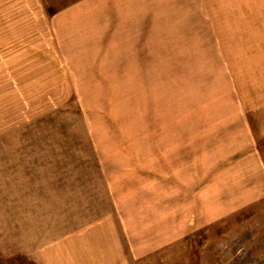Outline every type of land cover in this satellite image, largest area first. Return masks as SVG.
Wrapping results in <instances>:
<instances>
[{"label": "rangeland", "instance_id": "obj_1", "mask_svg": "<svg viewBox=\"0 0 264 264\" xmlns=\"http://www.w3.org/2000/svg\"><path fill=\"white\" fill-rule=\"evenodd\" d=\"M58 253L264 264V0H0V264Z\"/></svg>", "mask_w": 264, "mask_h": 264}, {"label": "crops", "instance_id": "obj_2", "mask_svg": "<svg viewBox=\"0 0 264 264\" xmlns=\"http://www.w3.org/2000/svg\"><path fill=\"white\" fill-rule=\"evenodd\" d=\"M46 254H48V253H46ZM50 255H52V254H50ZM63 255H64V253H63ZM42 256H44V257H42ZM41 257L43 259H46V257H48V255L45 256L44 254H41ZM41 257L38 259H42ZM76 260H78V261H75V259H72L67 255H64V256L60 255V256H56V257L50 256L49 261H43L41 264H89L88 260H86L85 262L84 261L80 262L79 258H77Z\"/></svg>", "mask_w": 264, "mask_h": 264}]
</instances>
